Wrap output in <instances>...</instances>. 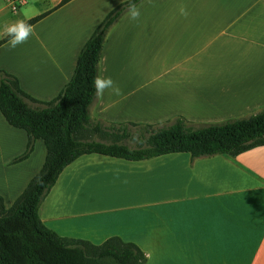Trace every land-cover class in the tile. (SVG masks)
Returning <instances> with one entry per match:
<instances>
[{
  "label": "crops",
  "instance_id": "obj_1",
  "mask_svg": "<svg viewBox=\"0 0 264 264\" xmlns=\"http://www.w3.org/2000/svg\"><path fill=\"white\" fill-rule=\"evenodd\" d=\"M12 1L0 0V14ZM60 1L23 0L14 20L0 16L2 40L6 24L46 14L25 43L0 46V70L41 102L58 96L83 45L127 0H71L54 10ZM138 7V20L125 14L107 36L100 74L121 91L96 97L92 119L153 125L182 117L214 124L264 107V0H143ZM26 143V133L0 113L6 209L45 161V145L37 140L26 160L12 163ZM39 218L63 238L132 243L145 264H264V146L199 159L83 155L61 172Z\"/></svg>",
  "mask_w": 264,
  "mask_h": 264
},
{
  "label": "trees",
  "instance_id": "obj_2",
  "mask_svg": "<svg viewBox=\"0 0 264 264\" xmlns=\"http://www.w3.org/2000/svg\"><path fill=\"white\" fill-rule=\"evenodd\" d=\"M69 1L61 0L54 10ZM142 1L135 0L138 5ZM129 2L116 6L96 27L78 55L70 81L53 100L33 99L21 90L15 76L0 70V113L10 126L27 136L24 152L12 163L26 160L37 140L46 148L41 170L10 208H5L0 196V264H145V255L132 243L114 237L93 245L60 237L41 222L43 200L65 167L80 156L99 154L127 161L175 153H188L192 159L236 157L264 146V107L247 117L199 125L182 117L153 125L114 124L90 117L89 108L96 99L93 77L100 72L107 36L126 14ZM45 15L27 23L34 25ZM9 39L0 40V46ZM89 133L111 142L91 140ZM126 140L136 146L124 144Z\"/></svg>",
  "mask_w": 264,
  "mask_h": 264
},
{
  "label": "clouds",
  "instance_id": "obj_3",
  "mask_svg": "<svg viewBox=\"0 0 264 264\" xmlns=\"http://www.w3.org/2000/svg\"><path fill=\"white\" fill-rule=\"evenodd\" d=\"M124 11L131 20H138L140 17V9L135 0H130ZM180 14L187 17L188 11L185 6L180 7ZM3 31L10 37L7 41L8 45L15 48L17 45L25 43L28 40L32 35L33 26L25 20H17L6 24ZM92 84L94 87V95L98 99H102L104 92L108 89H111L117 95H119L121 91L111 77L103 76L99 71L93 77Z\"/></svg>",
  "mask_w": 264,
  "mask_h": 264
},
{
  "label": "rangeland",
  "instance_id": "obj_4",
  "mask_svg": "<svg viewBox=\"0 0 264 264\" xmlns=\"http://www.w3.org/2000/svg\"><path fill=\"white\" fill-rule=\"evenodd\" d=\"M9 5V4H8ZM19 11V10H18ZM0 16H3L4 18H7V19H12L14 20V13L10 11V9H5L4 12H2V14H0ZM101 126L105 127L106 124H101ZM88 136H90V139L91 140H98V141H103V142H111V139L110 138H101L97 135H93L92 133H89ZM124 144L130 146V147H135V143L129 141V140H126V141H123Z\"/></svg>",
  "mask_w": 264,
  "mask_h": 264
},
{
  "label": "built area",
  "instance_id": "obj_5",
  "mask_svg": "<svg viewBox=\"0 0 264 264\" xmlns=\"http://www.w3.org/2000/svg\"><path fill=\"white\" fill-rule=\"evenodd\" d=\"M23 4V0H15L9 3V8L12 12L17 11V8H19Z\"/></svg>",
  "mask_w": 264,
  "mask_h": 264
}]
</instances>
